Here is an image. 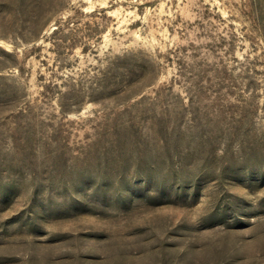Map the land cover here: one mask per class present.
<instances>
[{"label":"rangeland","instance_id":"374dc122","mask_svg":"<svg viewBox=\"0 0 264 264\" xmlns=\"http://www.w3.org/2000/svg\"><path fill=\"white\" fill-rule=\"evenodd\" d=\"M0 264H264V0H0Z\"/></svg>","mask_w":264,"mask_h":264}]
</instances>
